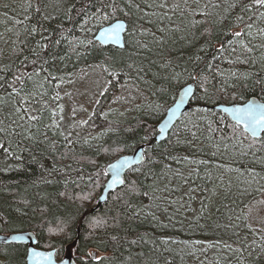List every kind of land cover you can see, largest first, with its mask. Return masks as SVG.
<instances>
[{"label": "trees", "instance_id": "16d2710c", "mask_svg": "<svg viewBox=\"0 0 264 264\" xmlns=\"http://www.w3.org/2000/svg\"><path fill=\"white\" fill-rule=\"evenodd\" d=\"M135 2L142 9L141 17L143 12H155L165 18L153 15L133 25L135 15L118 13L108 21H91L101 0H26L9 10L18 44L6 58L0 57V68L7 65L12 70L0 72L4 78L0 84L11 81L13 73L30 72L34 67L39 70V65L31 63L37 59L33 50L47 61L41 79L49 75L61 79H49L45 84L48 95L42 99L48 107L43 110L40 131L33 130L35 141H20L16 148L18 138H11L12 150L20 159L0 149V232L33 230L38 246L57 247L61 257L71 245L80 264H264V250L253 244H264L260 239L264 231L250 223L248 214L249 204L264 191V164L256 162L264 159V134L257 143L225 113L212 108L215 103L244 101L253 95L264 100V37L257 34V28H264V20L254 21V38H243L253 48L248 53L231 34L236 16L244 15L247 20L251 13H241L239 7L226 11L233 0H199L201 6L208 5L207 16L171 10L175 3L183 9L184 0ZM187 2L200 11L193 0ZM161 3L168 7H156ZM116 18L126 19L131 26L124 48L104 46L93 38L99 27ZM240 28L245 31L243 24ZM43 44L48 47L42 49ZM196 56L201 59L194 60ZM22 61L26 67H21ZM97 62L124 71L132 64L143 68L148 77L153 73V80L142 90L148 95L142 96L146 107L131 118L105 116L104 104L112 98L109 94L127 81L121 76L120 83L110 86L95 103L87 124H61L60 104L71 99L67 89L72 90L76 79ZM173 72L180 74L179 79L172 78ZM192 81L197 91L191 108L166 139L151 141V132L156 131L178 88ZM57 94L58 98H51ZM32 107L35 110L40 105L34 102ZM51 112L56 113L59 130L46 127L52 123ZM6 114L0 108V119ZM193 123L198 128H192ZM188 129L196 131L195 139ZM99 131H106L101 139L96 138ZM7 139L0 137V142ZM142 143L146 144V160L131 168L126 184L111 192L93 212L107 179L104 165ZM250 144L254 145L251 149ZM241 151L248 154L242 156ZM185 157L207 163L189 164ZM229 168L239 170L233 171L239 178L236 188L213 202L215 173L227 174ZM249 170L258 174L251 183L246 182L251 180ZM133 184L135 195L130 191ZM164 240L169 243L163 244ZM225 244L243 251H231ZM26 254V244L0 243V264H26Z\"/></svg>", "mask_w": 264, "mask_h": 264}, {"label": "snow or ice", "instance_id": "6c2138e0", "mask_svg": "<svg viewBox=\"0 0 264 264\" xmlns=\"http://www.w3.org/2000/svg\"><path fill=\"white\" fill-rule=\"evenodd\" d=\"M91 2V0H90ZM193 3L196 5V8H199L200 11H196L195 8H192L188 5L187 0H184V8L181 9L180 3H175L172 5L171 10L172 11H181V12H190L192 15H202L207 16L209 13L205 11L207 9L208 5L205 4L203 6L200 5L199 0H193ZM123 4V7L121 6ZM148 7H151L149 5ZM156 7L159 8H167L168 5L166 3H161L156 5ZM214 8H219V5H213ZM239 7L241 13H251V15L248 16L247 20H245L244 15H238L235 18V21L232 24L233 28H239L241 24L244 25L245 31H234L232 32V36L237 38V43L239 44V47L242 51H246L248 53H251L253 51V48L250 47L248 44L243 43L244 37L254 38L253 37V28L255 27L254 21L256 20H264V11L260 12H254V9H264V0H250L249 3H241V0H233V2L227 4L226 11H230L232 9H235ZM125 9H128V11H125ZM37 11H39V8H37ZM71 11V9H70ZM83 11V9H81ZM142 9L138 3L135 2V0H101V7L98 10L97 15L91 16L89 19L91 21H108L110 17H117V14H123L125 17H128L130 14L136 16V20L133 21V25L136 24L137 21L143 19H147L150 16H158L159 18L163 19L165 18L160 13H149V12H143V15L141 17ZM47 19V17H45ZM68 19H71L69 16ZM223 19V18H222ZM89 21H85V24H87ZM152 21L149 20V23ZM131 26L126 24L124 21L117 20L114 24H111L109 27L105 28L104 31L101 33V39L102 40H110V39H119L120 32L122 30H126L130 28ZM33 32H35V29H32ZM163 31V29H161ZM134 35L135 32H132ZM143 35L144 33L141 32ZM257 34L261 37H264V28H257ZM54 43H59V41H54ZM80 43H84L83 41H80ZM89 44L92 43V41H88ZM142 47H147V45H141ZM42 49H46L48 47L47 44H43L40 46ZM204 51V49H201ZM232 52L235 53L236 48L232 47ZM219 51L222 53L225 51L224 47L221 46ZM34 55L37 57V59H33L31 63L35 65H39V70H37L36 67L33 68L30 72H19L18 74L13 73V78L11 81H4V83L0 84V91H3L5 95L0 96V108H3L6 110V116L4 119H0V137L8 138L6 142H0V149H3L4 152L7 155L14 156L15 159L19 160L20 157L18 155H15L11 144L13 141L11 140L12 137L18 138V141L16 142L15 146L16 148L20 147V141L23 140H33L35 141L36 136L33 134V130L35 129L37 132L40 131L39 124L42 119V113L43 110L47 109V104L42 99L44 96H47L48 93L45 89V84L49 79L56 80L61 79L57 77L47 76L41 79V71H45L43 69V64L47 63V61H44L42 57H40V53L33 50ZM194 60H200V56H196L193 58ZM28 58L25 57V61H27ZM232 62V61H230ZM243 62V61H238ZM21 67H26L25 62H21ZM128 69H134L138 74L142 73L144 70L143 68L135 67L132 64H129ZM103 72L110 78L106 81V84L110 86H115L116 84L120 83V77L127 75L128 73L124 71L123 68L121 69H110L108 66H102ZM12 71L11 68H9L7 65L4 66V68H0V72H10ZM185 72L188 70L185 68ZM233 76H235V73H232ZM180 74L179 73H172V78L179 79ZM189 76L191 78H195L192 76V73H189ZM142 78V77H141ZM202 80H206L207 77L201 76ZM0 80H4L3 77H0ZM31 85V87L29 86ZM56 87H59V85H56ZM109 91L108 87H103L100 91V95H104ZM207 91V89H205ZM192 92V89L189 87L185 89L184 96L180 97V104L184 103L185 98ZM52 99L58 98V94L56 96L51 97ZM118 101L124 100L125 98L123 96L116 98ZM37 103L40 105L38 109H33L32 105L33 103ZM99 103V101H97ZM179 105H177V108ZM62 112V108L60 109ZM225 111H230L232 113L233 119L237 122L236 126L242 125L243 128L247 133H249L254 140H256L257 143H260L261 141L258 140V136L261 132H264V104H256V103H250L246 105L245 107H235L231 109H225ZM35 113V114H34ZM73 114H75V109L73 110ZM105 116H107V113H105ZM56 113L51 112L50 113V119L52 120L51 124L46 125L48 128L55 127L57 130H59L60 125L55 120ZM62 119V117H61ZM5 120L8 121V123H5ZM169 120H171V117H169ZM80 124H87V121H81ZM76 125H73V128H75ZM192 128H198V125L193 123ZM164 129L162 128L161 131ZM193 139L196 138V131H192V129H188ZM46 135V133H45ZM61 135L63 133L61 132ZM67 139V137H65ZM242 143V141L240 142ZM254 145L250 144L248 147L251 149ZM217 150L219 149V145L216 146ZM225 150H227L228 145H224ZM26 150V149H24ZM214 156L216 155V152L212 153ZM242 156H246L248 153L245 151H241L240 153ZM255 155V154H253ZM173 159H175L173 157ZM184 160L189 164H206L207 161L204 160H191L187 157L184 158ZM256 162L264 164V159L257 158ZM125 162H120L117 164H112L109 167L113 169V175L116 177H119L120 170L124 167ZM228 171H239L238 169H231L229 168ZM177 175H180L179 172H177ZM249 175L251 177V180L246 181L247 183L254 182L256 180V177L258 176L257 173L253 172L252 170H249ZM113 184L120 183L123 184L124 180L122 179H113ZM130 191L135 195L137 194V189L135 185L133 184V187L130 189ZM144 195H148L147 192L144 193ZM86 198V197H85ZM260 205H264V200L257 202ZM252 211L251 208H249L248 213L250 214ZM155 219V217L153 216ZM237 219H240V217H237ZM245 219H247V214L245 216ZM97 224L101 223V221H97ZM246 227L251 228L250 225H246ZM261 231H264L262 229ZM261 240H264V236L260 238ZM132 243H136V241H132ZM163 244H168L169 241L164 240L162 242ZM199 243V242H197ZM253 244L256 247H259L261 250H264V244H256L254 241ZM213 245H209V247H212ZM225 248L241 252L243 251L242 248L232 249V246L229 244L224 245ZM166 251L168 249H165ZM31 256L34 260H41L44 261L45 264L47 261L51 259V254H44V253H37L33 251L31 253ZM99 259V258H97Z\"/></svg>", "mask_w": 264, "mask_h": 264}, {"label": "rangeland", "instance_id": "374dc122", "mask_svg": "<svg viewBox=\"0 0 264 264\" xmlns=\"http://www.w3.org/2000/svg\"><path fill=\"white\" fill-rule=\"evenodd\" d=\"M25 1L26 0H0V34L2 38V42H0V57L3 59L10 55L11 50L18 44V37L14 36L15 23L11 15L9 16V10L11 8L17 9ZM6 17H9V19H7ZM102 64L100 62H97L93 64L91 68H87L90 70H88L84 74H79L80 76L76 79L73 89H67V93H69L68 96L71 97V99L67 98L60 104V109L62 108V112L59 110L61 124H71L74 122L86 121L87 117H89V115L92 113V109L95 103L102 96L100 95L101 89L103 87L110 88V85L106 84V81L108 79L102 70V66L105 65ZM126 72L128 74L124 75V77L127 81L130 78L129 82L125 81L117 91H111V93L109 94V97H112L111 101L107 102L106 105L104 104L105 113L116 118H131L139 110H143L146 107V99L142 96L147 97L148 95L143 92V86L146 84H148L149 86L150 81H152L154 78L153 73H151L148 77L145 73L138 74L135 70L132 69L130 71L129 69H126ZM121 96H123L125 99L118 101L116 98ZM174 100L175 99H173L172 101ZM168 105H170V103ZM167 107L165 108V110L167 109ZM74 109L75 114H73ZM227 117L229 118L228 115ZM155 132L154 130L153 132H151L153 136ZM105 133L106 131H99L96 135V138H103ZM106 164L104 165L103 170H105ZM237 180H239V178H237V175L233 171H227V174L217 171L214 176V186L212 194V198L214 199L213 202L219 201L220 198L225 195V193H228V191L235 189ZM262 200H264V191L261 192L249 204L248 207V210L249 208L252 209L251 213H248L250 223L256 228H260L261 230L264 229V205H260L257 202ZM57 258H61L60 254L58 253Z\"/></svg>", "mask_w": 264, "mask_h": 264}, {"label": "water", "instance_id": "95a60500", "mask_svg": "<svg viewBox=\"0 0 264 264\" xmlns=\"http://www.w3.org/2000/svg\"><path fill=\"white\" fill-rule=\"evenodd\" d=\"M117 20L124 21L126 24L129 25V22L124 18H116L113 21L106 23L98 28L96 33L94 34V39L101 43L104 46H115L118 48H124L126 46V30H122L119 35V39H110V40H102L101 39V33L104 31L105 28L109 27L111 24H114ZM234 31H242V29L235 28ZM191 88L192 92L185 98L184 103L180 104V97L184 96L185 89ZM196 82H188L184 85H182L176 95L175 100L168 105L167 109L165 110L163 116L160 118V120L156 124V132L154 133L153 138L151 141L160 142L166 139L171 129L173 128V125L176 123V121L191 108V101L193 99V96L196 92ZM250 103H256V104H264V100H262L258 96H250L244 101H234V102H221V103H215L213 104V108L216 110H220L226 115L229 116V118L236 122L233 119L232 113L230 111H225V109H231L235 107H245L246 105ZM177 105L179 107L177 108ZM169 117H171V120H169ZM237 123V122H236ZM242 128L243 126L240 125ZM164 129L161 131V129ZM245 131V129L243 128ZM264 132H261L258 136L260 138L263 135ZM249 134V133H248ZM250 135V134H249ZM251 136V135H250ZM252 137V136H251ZM146 160V144L142 143L138 145L134 151L129 153H123L119 155L117 158L113 159L112 161L108 162L105 166V173L108 175L105 184L103 186L102 192L98 196L97 203L92 206V211H97L101 208L102 204L109 198L111 192H114L115 190L123 187L126 184L127 174L128 171L143 163ZM120 162H125L124 167L120 170L119 177H116L113 175V169L109 166L112 164H117ZM113 179H122L124 180L123 184L116 183L113 184ZM37 234L35 231L27 229V230H18V231H10V232H0V243H22L27 245V254H26V264H45L44 261H41L39 259L34 260L31 256V253L33 251L37 253H44V254H51V259L46 262V264H80L79 261L76 259L73 251L71 250V245H68L65 250V254L62 258H57L58 248L57 247H51V248H43L37 245ZM76 240L74 241V243ZM97 254L96 252H92V255L95 257Z\"/></svg>", "mask_w": 264, "mask_h": 264}, {"label": "bare ground", "instance_id": "6f19581e", "mask_svg": "<svg viewBox=\"0 0 264 264\" xmlns=\"http://www.w3.org/2000/svg\"><path fill=\"white\" fill-rule=\"evenodd\" d=\"M102 189H103V188H102ZM101 192H102V190H101ZM101 192H100V193H101ZM99 195H100V194H99ZM99 195H98V196H99ZM97 200H98V198H97ZM96 203H97V202H96Z\"/></svg>", "mask_w": 264, "mask_h": 264}]
</instances>
